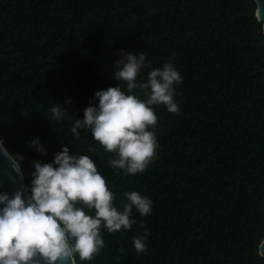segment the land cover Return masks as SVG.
Wrapping results in <instances>:
<instances>
[{
    "label": "trees",
    "instance_id": "obj_1",
    "mask_svg": "<svg viewBox=\"0 0 264 264\" xmlns=\"http://www.w3.org/2000/svg\"><path fill=\"white\" fill-rule=\"evenodd\" d=\"M256 8L254 0H0V140L23 156V185L30 186L32 161L50 162L64 144L91 156L118 208L126 191L153 201L150 216L133 210L130 231L102 229L104 247L77 264H264L257 253L264 35ZM121 49L143 51L151 67L171 62L183 78L179 115L154 106L158 148L135 175L109 167L115 153L90 131H71L95 91L120 83L112 71ZM55 103L67 109L61 120L51 118ZM36 137L46 154L31 146ZM141 223L151 236L137 254L132 238Z\"/></svg>",
    "mask_w": 264,
    "mask_h": 264
},
{
    "label": "clouds",
    "instance_id": "obj_2",
    "mask_svg": "<svg viewBox=\"0 0 264 264\" xmlns=\"http://www.w3.org/2000/svg\"><path fill=\"white\" fill-rule=\"evenodd\" d=\"M256 19L264 33V19L259 13ZM113 66L112 77L120 83L95 91L83 117L72 116L71 131L75 137L81 130L90 131L105 152L115 153V158L107 160L109 167L135 175L146 170L158 148L154 106L163 105L169 113L179 115L175 97L183 78L171 62L151 67L143 51L134 54L121 49ZM145 69L146 79L141 76ZM50 112L54 120L68 115L58 103ZM30 144L46 154L39 137ZM95 151V147L88 148L90 154ZM0 152L22 178L23 156L9 153L3 140ZM32 164L30 186H22L11 196L0 193V264H77V257L91 261L105 245L102 229L109 233L130 231L137 224L134 209L142 217L152 214V199L136 190L124 192L127 202L118 208L115 193L91 156L72 154L67 145L62 144L50 162L33 160ZM85 207L94 214L86 213ZM140 227L144 228L143 223ZM150 236L144 228L132 238L137 254L147 250ZM260 249H264V238L257 249L264 261Z\"/></svg>",
    "mask_w": 264,
    "mask_h": 264
},
{
    "label": "water",
    "instance_id": "obj_3",
    "mask_svg": "<svg viewBox=\"0 0 264 264\" xmlns=\"http://www.w3.org/2000/svg\"><path fill=\"white\" fill-rule=\"evenodd\" d=\"M256 3V12L264 19V0H254ZM264 35V33H263ZM23 179L17 172L13 169L9 159L0 152V193H7L11 196L17 189L22 188ZM264 252V249H260Z\"/></svg>",
    "mask_w": 264,
    "mask_h": 264
}]
</instances>
